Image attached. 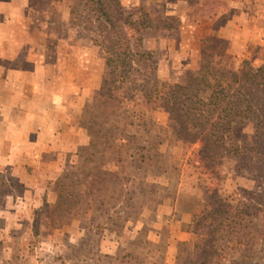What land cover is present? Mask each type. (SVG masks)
Masks as SVG:
<instances>
[{
	"label": "rangeland",
	"instance_id": "1",
	"mask_svg": "<svg viewBox=\"0 0 264 264\" xmlns=\"http://www.w3.org/2000/svg\"><path fill=\"white\" fill-rule=\"evenodd\" d=\"M103 1L131 48L150 52L159 81L184 84L204 58L231 69L264 66L262 56L233 54L219 37L234 11L221 0L214 9L200 8L205 0ZM147 2L171 27L139 40L122 25ZM83 3L30 0L13 43L0 48V264H264V212L247 236L191 229L216 196L260 203L258 156L232 157L212 175L201 142L178 140L162 110L145 111L139 127L120 120L115 131L118 102L139 101L146 82L138 72L119 77L112 43L85 22L93 14ZM233 135L250 144L251 122H238Z\"/></svg>",
	"mask_w": 264,
	"mask_h": 264
},
{
	"label": "trees",
	"instance_id": "2",
	"mask_svg": "<svg viewBox=\"0 0 264 264\" xmlns=\"http://www.w3.org/2000/svg\"><path fill=\"white\" fill-rule=\"evenodd\" d=\"M89 1L90 5L86 0L83 5L88 6L93 18H86L85 22L101 28L107 37L106 42L112 43L108 50L119 58V77L125 79L138 72L146 82L139 101L132 96L129 105L118 102L116 109L122 108L119 112L123 113H114L113 129L118 131L120 120L125 118L129 120L127 125L139 127L146 120L145 111H165L168 114L167 129L178 140L201 142L200 159L206 172L218 175L219 168L232 157L255 153L261 161L256 179L264 185V66L252 68L243 63L239 68L231 69L204 58L184 84L159 81L150 52L131 48L129 37L120 33L117 23L105 11L103 0ZM206 4L209 9L220 5L218 0H205L200 8H205ZM145 5L150 7H141L139 18L122 25L139 34V40L140 35L149 29L171 27L160 16L157 3L147 2ZM213 9L207 13L208 17L214 15ZM242 120L253 126L250 144L239 143L233 135L236 124ZM99 176L96 174V178ZM54 183L64 186L62 180ZM263 198L264 191L259 196L260 203L249 201L238 206L216 196L211 205L193 219L192 232H206L213 239L219 230L247 236L253 220L264 212ZM63 205L65 197L58 193L56 207Z\"/></svg>",
	"mask_w": 264,
	"mask_h": 264
},
{
	"label": "crops",
	"instance_id": "3",
	"mask_svg": "<svg viewBox=\"0 0 264 264\" xmlns=\"http://www.w3.org/2000/svg\"><path fill=\"white\" fill-rule=\"evenodd\" d=\"M221 3L234 11L219 27V37L227 39L231 49L237 50H232L233 54L248 59L262 56L264 60V0H221ZM29 8L30 0H0V48L6 41L13 43L11 39L17 36L19 23L26 19L25 11ZM5 51L0 49L2 54Z\"/></svg>",
	"mask_w": 264,
	"mask_h": 264
}]
</instances>
